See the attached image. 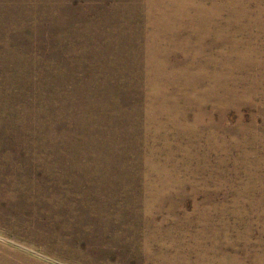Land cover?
I'll return each mask as SVG.
<instances>
[{
  "label": "rangeland",
  "instance_id": "374dc122",
  "mask_svg": "<svg viewBox=\"0 0 264 264\" xmlns=\"http://www.w3.org/2000/svg\"><path fill=\"white\" fill-rule=\"evenodd\" d=\"M0 255L264 264V0H0Z\"/></svg>",
  "mask_w": 264,
  "mask_h": 264
},
{
  "label": "bare ground",
  "instance_id": "6f19581e",
  "mask_svg": "<svg viewBox=\"0 0 264 264\" xmlns=\"http://www.w3.org/2000/svg\"><path fill=\"white\" fill-rule=\"evenodd\" d=\"M49 1H50V0H49ZM59 1H60V0H59ZM45 2H46V1H45ZM63 2H64V0H63ZM66 2H67V0H66ZM48 3H49V2H48ZM69 3H70V2H69ZM16 4H17V3H16ZM37 4H38V3H37ZM60 4H61V3H60ZM50 5H52V4H50ZM63 5H64V3H63ZM149 5H150V4H149ZM38 7H39V6H38ZM38 7H37V8H38ZM45 7H46V6H45ZM2 8H3V7H2ZM35 8H36V7H35ZM121 8H122V7H121ZM132 8H133V7H132ZM132 8H131V9H132ZM148 8H149V7H148ZM148 8H147V9H148ZM139 9H140V8H139ZM42 10H44V9H42ZM112 10H113V9H112ZM44 11H45V10H44ZM44 11H43V12H44ZM120 11H121V10H120ZM24 12H25V11H24ZM25 13H26V12H25ZM49 13H50V11H49ZM120 13H121V12H120ZM149 13H150V11H149ZM18 14H19V13H18ZM22 14H23V13H22ZM62 14H63V13H62ZM124 14H125V13H124ZM132 14H133V13H132ZM20 15H21V14H20ZM47 15H48V14H47ZM47 15H46V16H47ZM149 15H150V14H149ZM21 16H22V15H21ZM48 16H49V15H48ZM50 16H51V15H50ZM41 17H42V16H40V18H41ZM149 17H150V16H149ZM23 18H24V17H23ZM49 18H50V17H49ZM24 19H25V18H24ZM124 19H125V18H124ZM134 19H135V18H134ZM16 20H17V18H16ZM40 20L42 21V19H40ZM64 20H65V19H64ZM115 20H116V19H115ZM24 21H25V20H24ZM41 21H40V22H41ZM56 21H57V20H56ZM71 21H72V20H71ZM53 22H54V21H53ZM44 23H45V22H44ZM65 23H66V22H65ZM40 25H41V24H40ZM55 25L57 26V23H56ZM130 25H131V24H130ZM37 28H38V25H37ZM48 28H49V27H48ZM50 28H51V27H50ZM58 28H59V27H58ZM46 29H47V28H46ZM92 30H93V29H92ZM140 30H141V29H140ZM129 32H130V31H129ZM125 33H126V32H125ZM143 33H145V32H142V34H143ZM84 35H86V34H84ZM115 36H116V35H115ZM127 36H129V35H127ZM139 36L141 37V35H139ZM89 37H90V36H89ZM142 37H143V36H142ZM113 38H114V37H113ZM144 38H145V37H144ZM99 39H100V38H99ZM132 39H133V38H132ZM102 40H103V39H102ZM93 41H94V40H93ZM115 41H116V40H115ZM129 41H130V40H129ZM88 42H89V41H88ZM98 42H99V41H98ZM103 42H104V41H103ZM117 42H118V41H117ZM121 42H122V41H121ZM145 42H146V41H145ZM142 43H143V42H142ZM147 43H148V42H147ZM116 44H117V43H116ZM118 44H119V43H118ZM120 44H121V43H120ZM123 44H124V43H123ZM136 44H137V43H136ZM127 46H128V45H127ZM143 46H145V45H143ZM149 46H150V45H149ZM184 46H185V43H184ZM124 47H125V46H124ZM151 47H152V46H151ZM151 47H150V48H151ZM108 48H109V47H108ZM153 48H154V47H153ZM145 51H146V50H145ZM120 53H121V52H120ZM135 53H136V52H135ZM138 53H139V52H138ZM138 53H137V54H138ZM144 53H145V52H144ZM121 54H122V53H121ZM147 54H148V53H147ZM114 55H115V54H114ZM129 55H130V54H129ZM134 55H135V54H134ZM97 56H98V55H97ZM145 56H146V55H145ZM147 56H148V55H147ZM81 57H82V56H81ZM102 57H103V56H102ZM115 57H116V56H115ZM133 57H134V56H133ZM148 58H150V57H148ZM150 59H151V58H150ZM108 60H109V59H108ZM143 60H144V59H143ZM145 60H146V59H145ZM137 61H138V60H137ZM147 61H148V60H147ZM147 63H148V62H147ZM142 65H143V64H142ZM154 65H155V64H154ZM147 66H148V65H147ZM96 67H97V66H96ZM140 67H141V66H140ZM204 67H205V66H204ZM145 68H146V67H145ZM145 68H144V69H145ZM147 68H148V67H147ZM103 69H105V68H103ZM139 69H140V68H139ZM142 70H143V69H142ZM145 70H146V69H145ZM159 70H160V69H159ZM146 71H147V70H146ZM146 71H145V72H146ZM148 71H149V70H148ZM161 71H162V70H161ZM94 72H95V71H94ZM103 72H105V71H103ZM112 72H113V71H112ZM138 73H139V72H138ZM143 73H144V72H143ZM146 73H147V72H146ZM151 73H152V72H151ZM177 73H179V72H177ZM180 73H181V72H180ZM183 73H184V72H183ZM184 74H186V73H184ZM184 74H183V75H184ZM110 75H111V74H110ZM122 75H123V74H122ZM168 75H169V74H168ZM188 75H189V74H188ZM146 76H148V75H146ZM153 76H154V75H153ZM181 76H182V75H181ZM110 77H111V76H110ZM115 77H116V76H115ZM182 77H183V76H182ZM108 78H109V77H108ZM183 78H184V77H183ZM187 78H188V77H187ZM219 78H220V77H219ZM112 79H113V77H112ZM126 79H127V78H126ZM100 80H101V79H100ZM177 80H178V79H177ZM124 81H125V80H124ZM125 82H126V81H125ZM149 82H150V81H149ZM141 83H142V82H141ZM150 83H151V82H150ZM134 84H135V83H134ZM98 85H100V84H98ZM135 85H136V84H135ZM139 85H140V84H139ZM145 85H146V84H145ZM169 85H170V84H169ZM166 86H167V85H166ZM94 87H95V86H94ZM82 88H83V87H82ZM80 89H81V88H80ZM76 90H77V89H76ZM92 92H93V91H92ZM102 92H103V91H102ZM84 93H85V92H84ZM96 93H97V92H96ZM105 96H106V95H105ZM84 97H86V96H84ZM112 97H113V96H112ZM93 98H94V97H93ZM156 98H157V97H156ZM103 99H104V98H103ZM106 99H107V98H106ZM91 100H92V99H91ZM139 100H140V99H139ZM231 100H232V99H231ZM108 104H109V103H108ZM143 105H144V104H143ZM145 105H146V104H145ZM138 106H139V104H138ZM146 106H147V105H146ZM70 107H71V106H70ZM107 107H108V106H107ZM94 108H95V107H94ZM116 108H117V107H116ZM74 109H75V108H74ZM108 109H109V108H108ZM114 109H115V108H114ZM235 109H236V108H235ZM113 111H114V110H113ZM200 111H201V110H200ZM94 112H95V111H94ZM95 113H96V112H95ZM121 114H122V113H121ZM128 114H129V113H128ZM202 114H203V113H202ZM132 116H133V115H132ZM69 117H70V116H69ZM104 117H105V116H104ZM146 117H148V116H146ZM194 117H195V116H194ZM203 117H204V116H203ZM114 118H115V117H114ZM86 119H87V118H86ZM98 119H99V118H98ZM147 120H148V119H147ZM197 120H198V119H197ZM85 122H86V121H85ZM147 122H148V121H147ZM197 126H198V125H197ZM87 127H88V126H87ZM147 127H148V126H147ZM110 129H111V128H110ZM123 130H124V129H123ZM147 130H148V129H147ZM87 131H88V130H87ZM119 133H120V132H119ZM121 133H122V132H121ZM141 140H142V139H141ZM99 145H100V144H99ZM109 147H110V146H109ZM121 150H122V149H121ZM97 153H98V152H97ZM113 153H114V152H113ZM123 153H124V152H123ZM118 154H119V153H118ZM104 155H105V154H104ZM121 155H122V154H121ZM90 157H91V156H90ZM92 157H93V156H92ZM95 157H96V156H95ZM119 158H120V157H119ZM87 160H88V159H87ZM92 160H94V159H92ZM94 161H95V160H94ZM100 161H101V160H100ZM114 161H115V160H114ZM99 163H100V162H99ZM99 163H98V164H99ZM92 164H93V163H92ZM95 164H96V163H95ZM107 164H108V163H107ZM89 165H90V164H89ZM87 166H88V165H87ZM102 167H103V166H102ZM88 171H89V170H88ZM101 171H102V170H101ZM103 181H104V180H103ZM98 187H99V186H98ZM103 194H104V193H103ZM88 204H89V203H88ZM92 204H93V203H92ZM96 204H97V203H96ZM103 205H104V204H102V206H103ZM87 207H88V206H87ZM91 207H92V206H91ZM82 208H83V207H81V209H82ZM94 208H95V207H94ZM69 209H70V208H69ZM74 209H75V208H74ZM76 209H77V208H76ZM76 209H75V211H76ZM81 209H80V210H81ZM85 209H86V208H85ZM87 209H88V208H87ZM87 209H86V210H87ZM83 210H84V209H83ZM105 210H106V209H105ZM69 211H70V210H69ZM73 211H74V210H73ZM78 211H79V210H78ZM82 212H83V211H82ZM92 212L94 213V211H92ZM101 212H102V211H101ZM70 213H71V212H70ZM75 213H77V212H75ZM75 213H74V215H76ZM80 213H81V212H80ZM86 213H87V212H86ZM102 213H103V212H102ZM71 214L73 215V213H71ZM89 214H90V213H89ZM95 214H96V213H95ZM97 214H98V213H97ZM72 215H71V216H72ZM93 215H94V214H93ZM85 217H86V216H85ZM88 217H89V216H88ZM95 217H96V216H95ZM70 218H71V217H70ZM89 218H90V217H89ZM92 218H93V217H92ZM96 218H97V217H96ZM104 218H105V217H104ZM76 219H77V217H76ZM81 219H82V218H81ZM81 219H80V220H81ZM65 220H66V219H65ZM86 220L89 221V219H87V218H86ZM94 220H96V219L94 218ZM97 220H99V219L97 218ZM101 220H102V219H101ZM101 220H100V221H101ZM105 220H106V219H105ZM66 221H67V220H66ZM84 221H85V220H84ZM90 221H91V220H90ZM107 221H108V219H107ZM70 222H71V221H70ZM86 222H87V221H86ZM94 222H95V221H94ZM94 222H93V223H94ZM58 223H59V222H58ZM76 223H77V222H76ZM96 223H97V222H96ZM102 223H103V222H102ZM111 223H112V222H111ZM63 224H65V223H63ZM69 224H70V223H69ZM77 224H78V223H77ZM81 224H82V223H81ZM91 224H92V223H91ZM91 224H90V225H91ZM100 224H101V222H100ZM60 225H61V224H60ZM71 225H72V224H71ZM84 225H85V224H84ZM88 225H89V224H88ZM96 225H97V224H96ZM108 225H109V224H108ZM93 226H94V225H93ZM61 227H62V226H61ZM63 227H64V226H63ZM84 227H85V226H84ZM90 227H91V226H90ZM102 227H103V226H102ZM82 228H83V227H82ZM91 228H92V227H91ZM107 228H108V227H107ZM111 228H112V227H111ZM116 228H117V227H116ZM93 229H94V228H93ZM96 229H97V228H96ZM96 229H95V230H96ZM100 229H101V228H100ZM100 229H99V230H100ZM80 230H81V229H80ZM105 230H106V228H105ZM105 230H104V231H105ZM82 231H83V230H82ZM85 231H86V230H85ZM88 231H89V229H88ZM91 231H93V230H91ZM96 231L98 232V230H96ZM108 231H109V230H108ZM110 231H111V230H110ZM83 232H84V231H83ZM86 232H87V231H86ZM106 232H107V231H106ZM104 233H105V232H104ZM100 234H101V233H100ZM90 235H91V234H90ZM57 236H58V235H57ZM0 256H1V255H0ZM17 258H18V257H17ZM0 259H1V258H0ZM2 259H3V258H2ZM5 260H6V259H5ZM2 264H3V263H2Z\"/></svg>",
  "mask_w": 264,
  "mask_h": 264
}]
</instances>
